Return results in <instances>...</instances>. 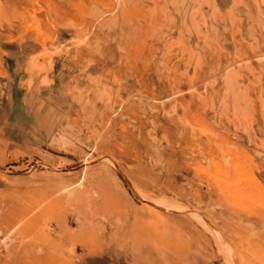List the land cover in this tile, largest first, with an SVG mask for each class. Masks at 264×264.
Wrapping results in <instances>:
<instances>
[{
  "label": "rangeland",
  "instance_id": "obj_1",
  "mask_svg": "<svg viewBox=\"0 0 264 264\" xmlns=\"http://www.w3.org/2000/svg\"><path fill=\"white\" fill-rule=\"evenodd\" d=\"M0 264H264V0H0Z\"/></svg>",
  "mask_w": 264,
  "mask_h": 264
}]
</instances>
